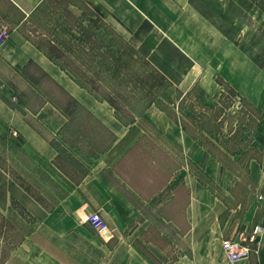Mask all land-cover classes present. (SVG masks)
<instances>
[{
    "label": "rangeland",
    "instance_id": "1",
    "mask_svg": "<svg viewBox=\"0 0 264 264\" xmlns=\"http://www.w3.org/2000/svg\"><path fill=\"white\" fill-rule=\"evenodd\" d=\"M122 1L117 0L119 5H122ZM174 1L181 6L180 13H185L187 9L191 14L195 11L198 13L201 20L199 26L203 27L204 32H192L194 22L189 13L176 16L174 21L169 10L159 17L157 27L148 21L137 28V23L132 26L128 19L127 22L120 19L108 0H42L23 25L32 41L44 47L54 41L56 48L49 49L57 56V61L68 66L91 89L90 93H112L118 103L114 112L126 123L129 121L147 128L150 133L147 134L148 141L164 153L169 151L167 147L171 150L174 147L161 135L156 136L153 128L146 125L147 120L141 110L153 103L163 108L160 109L164 113L167 110L166 114L171 118L185 124L191 133L201 134L204 106L200 107L199 102L209 105L205 127L213 134L202 133L201 140L208 151L231 172V179L236 181L235 193H228L221 182L208 179L202 166L184 161L182 153L179 154L176 148L174 150L179 155L175 154L172 159L169 153L164 158L165 189L158 194L152 193L157 185L162 184L161 171L156 174V170L146 165L144 169L146 155L143 146L140 155L138 151H133L117 168L123 173L127 185L119 180L117 184L134 205L128 228L132 233L130 239L142 253L147 229L150 235H158L152 222L161 225L164 235L169 238L186 233L188 188L183 179H189V171L199 173L202 180L218 194L222 200L221 208L224 207L219 215L220 220L235 235L245 233L244 229L237 227L243 209L252 200L263 202V198L254 196V183L249 172L252 158L260 156L257 149H249L257 138L254 135L260 111L245 98L240 99L236 89L217 68L212 70L214 66L211 61L218 56L211 55L207 48H189V45L204 43L205 33L211 36L210 39H217L218 36L239 48L244 55L252 57L264 70V0ZM78 22L82 27L93 30L91 38H95V47L99 52L111 45L114 53L124 54L129 61L124 83L108 81L96 62L98 58L92 62L89 49L81 50L77 39H71L72 35L66 28ZM195 57L199 58L197 66L193 61ZM217 64L222 69L223 59L218 57ZM135 70L142 77L140 81L137 76L134 77ZM23 74H29V82L40 88L34 91L25 87L23 80L0 62V96L16 107L24 101L32 109L48 98L66 114L68 121L56 135H49L59 152L58 158L52 162L46 161L15 129L0 122V264H86L85 257L78 254L81 249L76 247L74 238L71 248L67 246V241L62 245L58 235H46L43 225H34V219L50 210L87 170L86 163L79 161V157L87 160V156H96L100 149L108 145L110 134L78 101L34 65L25 67ZM206 89H210L209 95ZM13 90L19 94V101L12 95ZM224 142L232 150L239 147L246 150L229 154L222 144ZM181 163L183 167L176 169ZM26 185L30 187L29 191L24 188ZM11 195L23 205L24 215L12 206ZM161 198L166 204L158 213L165 221L154 212L158 207L157 200L160 202ZM150 228L154 231L150 232ZM247 231L251 233L250 229ZM166 246L170 258L181 252L171 244ZM46 250L56 256L52 258ZM58 259L60 262H57Z\"/></svg>",
    "mask_w": 264,
    "mask_h": 264
},
{
    "label": "crops",
    "instance_id": "2",
    "mask_svg": "<svg viewBox=\"0 0 264 264\" xmlns=\"http://www.w3.org/2000/svg\"><path fill=\"white\" fill-rule=\"evenodd\" d=\"M41 1L0 0V26H7L10 31L8 39L0 45V62L10 72L17 74L18 78L23 80L25 87L36 91L40 87L29 82L31 80L29 74H23L25 67L34 65L78 101L80 106L109 132L110 141L97 152L96 156H87V160L79 157V161L86 163L87 170L72 183L50 210L42 216H35L34 225H43L46 235L54 237L58 235L61 244L65 245L67 241V246L70 248L74 246L71 240L75 239L76 247L81 249L78 254L85 257L86 264H264V70L252 57L244 55L239 48L218 36L217 39L215 37L210 39L211 36L205 33L204 43L189 45V48L202 47V50L207 48L211 55L222 58V69L217 67L218 57H216L215 61H211L214 66L212 70L217 68L239 95L260 111L254 135L258 139L256 138L255 143H252L254 150L257 149L260 156L252 158L249 172L254 183V196H260L263 202L252 200L243 209L237 224V227L244 229L245 232H249L247 230H252L256 225L262 227L256 239L250 243L248 256L236 260L227 257L222 247V240L233 237L235 232H230L220 220L219 215L224 208H221L222 200L202 180L199 173H189L190 171L189 179L187 181L183 179L188 188V200L185 205V214L188 215L186 233L172 235V238H169L164 235L161 225L152 222L158 235H150L147 229L144 235V253H142L130 239L132 233L128 228V219L134 205L117 181L126 184L123 173L117 171V168L130 153L138 151L137 154L140 155L143 146L146 155L144 169L147 166L153 171L156 170V174H159L160 170L161 176L164 175L166 154L170 153L171 158L174 159L175 154L181 152L184 161L202 166L207 178L221 182L228 193H235L236 181L231 179V172L226 170L227 168L216 156L186 132L180 122L168 116L157 105L152 103L144 107L142 114L147 120L146 125L153 128L156 136L158 134V137L159 135L162 136L161 138L164 137L174 149L178 150V153L169 147H167L169 151L164 153L158 146L153 145L154 143L147 139V134H150L147 128L120 120L114 108L106 100L94 96L88 89L78 84L66 70L52 61L23 29L24 23ZM108 1L114 6V12L120 19L124 21L128 19L132 26L137 23V28L148 21L157 27L159 17L166 15L169 10L168 13L171 12L174 21L176 16L189 13L194 22L192 32L198 34L204 32L203 27L199 26L201 20L198 18V13L195 11L191 14L188 9L185 13H180L181 6L174 0H124L122 5H119L117 0ZM206 28L210 30L209 27ZM193 61L196 66L199 64V58L195 57ZM209 90H205L206 94ZM12 95L19 101V94L14 90ZM67 121L66 114L48 98L32 109L24 101L16 107L0 96V122L15 129L46 161L56 160L59 154L49 135H56ZM142 141L145 143L142 144ZM153 153L155 155H152ZM180 167H183L182 163L178 164L176 169ZM165 181L167 179L163 176L162 184L157 185L152 193L162 192L165 189ZM150 197L152 196L147 198ZM158 201L159 199L156 204L158 207L153 210L160 216L158 210L165 206L166 201L163 202V199ZM92 212H98L104 219V227L100 230L93 229L87 221L88 215ZM151 230L153 229L150 228V232ZM168 244L179 248L181 252L170 258L169 252L166 251ZM104 249L106 251H103ZM46 253L52 258L56 256L52 251L46 250ZM52 260L56 261V259ZM57 262L60 260L58 259Z\"/></svg>",
    "mask_w": 264,
    "mask_h": 264
},
{
    "label": "trees",
    "instance_id": "3",
    "mask_svg": "<svg viewBox=\"0 0 264 264\" xmlns=\"http://www.w3.org/2000/svg\"><path fill=\"white\" fill-rule=\"evenodd\" d=\"M72 28H75V30H73ZM70 33H71V39H77V44H80L81 45V50L82 49H89L88 51H90V56H91V60L93 58V61L92 62H95V58L97 57V61L98 62L97 64H100V67H101V71L103 73H105V78L108 80V81H117V83H124V81H126V78H127V71H128V65H129V61L126 59V57H124V54H120V52H117V53H114L111 49V45H110V48L108 47L106 50L105 49H102L101 52H99L97 50V48L95 47V38H91L93 36V30L91 29H86L85 27H82L80 25V23H75V24H72V27L70 25L67 26V28ZM33 42L40 48L44 51V53L52 60L54 61L55 63H57L62 69L66 70L70 76L78 83L80 84L81 86L85 87L86 89H88L90 92L91 89L87 87V85L85 83H83L79 78H77L75 76V74L73 73V71L66 65L64 64H61L60 62L57 61V56L55 54H53L51 52V50L49 48H56V46H53L55 43L54 41H50L49 42V46L48 47H44L42 46L40 43H37V41H34ZM101 43V42H100ZM100 43H99V47L100 46ZM68 44V43H67ZM68 46V45H67ZM98 51V52H97ZM138 57V56H137ZM126 70V71H125ZM133 74H134V77L137 76V78L139 79L138 81H140L142 78L141 75L139 74V71H133ZM99 90V87H95ZM94 94V93H93ZM97 98L99 99H102V100H106L113 108L117 109L118 107V103L116 102L114 96L112 95V93H106V94H103V95H98V94H94ZM236 95L238 97H240V99L242 98V96L239 95L238 92H236ZM75 100V99H74ZM200 100V99H199ZM76 101V100H75ZM151 102H154V100H152ZM200 104V107L201 105L204 106V111L202 112L201 114V118H202V123H201V126H200V132H202L203 134H206V135H212L213 132L212 131H209L206 127H205V124H206V119L208 118L206 116L207 114V111L209 110V105L207 103H202V101L199 102ZM161 108V107H160ZM144 109V108H143ZM143 109L141 110V113L143 112ZM162 110H164L163 108H161ZM167 113V110L165 111ZM116 116L120 119V120H123L121 118V116L119 114H116ZM207 117V118H206ZM177 120V118H176ZM178 121V120H177ZM126 122V121H124ZM129 122V121H128ZM180 122V125L182 126V128L184 130H187L189 133H191V131L187 128V126L185 124H182L181 121H178ZM202 133L200 134H193L191 133V135L197 140L199 141L203 146L205 145V143L201 140L202 138ZM243 143V142H242ZM224 144V147H226L228 150H226L229 154H239V153H242L246 150V148H237L235 150H232L229 145L227 144V142H224L222 143ZM248 147V145H247ZM250 151H254V146L252 144V147L249 148ZM247 149V150H249ZM26 190L29 191V186H25L24 187ZM11 204L14 208H16L18 210V212L21 214V215H24V212H23V205L21 203H19V201L13 196L11 195ZM35 220V219H34Z\"/></svg>",
    "mask_w": 264,
    "mask_h": 264
},
{
    "label": "built area",
    "instance_id": "4",
    "mask_svg": "<svg viewBox=\"0 0 264 264\" xmlns=\"http://www.w3.org/2000/svg\"><path fill=\"white\" fill-rule=\"evenodd\" d=\"M10 31L7 26L0 27V45L9 37ZM87 221L95 230H100L104 227V219L98 212H92L88 215ZM262 230L260 225L252 228L251 233H240L233 237H228L223 240L222 246L230 260H236L248 256L250 252V243L256 239V236Z\"/></svg>",
    "mask_w": 264,
    "mask_h": 264
}]
</instances>
